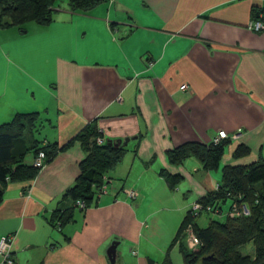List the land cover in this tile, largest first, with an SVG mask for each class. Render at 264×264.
Returning a JSON list of instances; mask_svg holds the SVG:
<instances>
[{"label": "crops", "instance_id": "1", "mask_svg": "<svg viewBox=\"0 0 264 264\" xmlns=\"http://www.w3.org/2000/svg\"><path fill=\"white\" fill-rule=\"evenodd\" d=\"M255 20L264 21V0H99L85 13L54 9L44 26L0 29V125L38 113L36 139L58 149L34 179L3 190L0 238L14 236L15 264H110L114 241L115 264H184L172 242L219 171L193 157L170 164L166 153L223 133L221 165L264 159V31L247 28ZM89 125L105 141L137 138L105 194L54 228L86 156L74 138ZM239 146L247 152L235 158ZM163 169L182 177L175 190Z\"/></svg>", "mask_w": 264, "mask_h": 264}, {"label": "trees", "instance_id": "2", "mask_svg": "<svg viewBox=\"0 0 264 264\" xmlns=\"http://www.w3.org/2000/svg\"><path fill=\"white\" fill-rule=\"evenodd\" d=\"M98 3L99 0H0V29L21 27L28 22L44 26L52 20L54 9L65 6L71 12L85 13ZM39 119L38 113L16 114L10 122L0 125V201L9 183L34 179L40 172L32 165L22 164L27 154L35 156L43 151L47 163L58 151L56 145L41 146V141L36 139ZM98 138L102 137L94 125L87 126L74 138L81 143L86 156L79 164L73 187L64 195L69 200L68 206L55 211L50 219L54 228L61 229L73 220L77 201H82L85 208L97 201L92 187L101 185L104 175L125 155V147H114L105 140L98 144ZM228 142L221 140L216 145L186 142L166 153L170 164L179 166L193 157L205 171H219L215 189L197 202L211 207L212 212L217 210L218 217L224 216L223 221L211 219L201 228L196 220L203 213L193 215L187 211L172 242V245L178 243L184 264H264V159L248 165L223 166L220 161ZM246 152L247 149L239 146L233 156L238 158ZM160 176L172 191L182 180L164 169ZM233 204L240 209L237 215L229 217L227 213ZM188 227L198 240L195 249H189L185 242ZM247 244L252 246L251 255L240 252Z\"/></svg>", "mask_w": 264, "mask_h": 264}, {"label": "built area", "instance_id": "3", "mask_svg": "<svg viewBox=\"0 0 264 264\" xmlns=\"http://www.w3.org/2000/svg\"><path fill=\"white\" fill-rule=\"evenodd\" d=\"M248 29L253 31H264V21L262 20H255L249 22ZM185 86H181L180 89L183 90ZM226 136L223 133H218L215 138L212 139L211 144L216 145L221 140H224ZM98 144L103 143L102 138H98L97 140ZM46 165V156L43 151L38 152L37 155L33 157L32 160V166L36 169H39L40 171L45 167ZM112 183V179L106 174L102 178V183L99 186H93V190L96 192V197L99 199L102 195L105 194L106 188ZM123 193L128 197L129 199H136L138 197V193L129 188L123 189ZM78 208L81 210L85 209V204L82 201H77ZM238 209L240 207H237L236 205L231 206V210L227 213L229 217L235 216L238 213ZM243 210V214H246V211L243 207H241ZM189 210L192 212L193 215H198L199 213H211L213 215H220L217 210L212 212L211 207L209 206H203L199 202H194L190 206ZM186 239L185 242L189 249H195L198 245V240L196 237L192 234L191 229L188 227L186 229ZM14 241L13 235H6L2 236L0 238V264H15V258L12 251V245Z\"/></svg>", "mask_w": 264, "mask_h": 264}, {"label": "water", "instance_id": "4", "mask_svg": "<svg viewBox=\"0 0 264 264\" xmlns=\"http://www.w3.org/2000/svg\"><path fill=\"white\" fill-rule=\"evenodd\" d=\"M136 138L137 137H133V138L127 137L123 140L121 139H117L114 141L108 140L107 142L108 144L114 147H119V146L125 147L131 139L135 140ZM118 246H119V243L117 241H114L111 243L110 247L107 249V257H108L110 264H115L117 258L122 255V252L118 250Z\"/></svg>", "mask_w": 264, "mask_h": 264}, {"label": "rangeland", "instance_id": "5", "mask_svg": "<svg viewBox=\"0 0 264 264\" xmlns=\"http://www.w3.org/2000/svg\"><path fill=\"white\" fill-rule=\"evenodd\" d=\"M41 135H43V134H41ZM37 137L39 139L40 134ZM232 138H234V137H232ZM223 211H226V206L223 207ZM223 218H224V216L218 217L217 215H213V214H210V213H203V214L200 215V217L196 221H197L198 226L202 228V227L207 226L208 222L211 219L218 220V221H223ZM240 252L243 255H251V253H252V246H251V244L245 245L240 250Z\"/></svg>", "mask_w": 264, "mask_h": 264}]
</instances>
